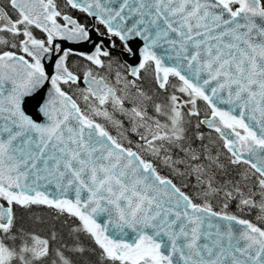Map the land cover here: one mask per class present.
Segmentation results:
<instances>
[{
	"label": "snow or ice",
	"instance_id": "6c2138e0",
	"mask_svg": "<svg viewBox=\"0 0 264 264\" xmlns=\"http://www.w3.org/2000/svg\"><path fill=\"white\" fill-rule=\"evenodd\" d=\"M0 264H264V0H0Z\"/></svg>",
	"mask_w": 264,
	"mask_h": 264
},
{
	"label": "flooded vegetation",
	"instance_id": "af4514ba",
	"mask_svg": "<svg viewBox=\"0 0 264 264\" xmlns=\"http://www.w3.org/2000/svg\"><path fill=\"white\" fill-rule=\"evenodd\" d=\"M72 14H73L77 19H79L81 22H85V20L87 19V18H85L82 14H80V13H78V12H73ZM87 22L90 24V23H91V20L88 19ZM71 59H72V61H76V60H77L76 57H72Z\"/></svg>",
	"mask_w": 264,
	"mask_h": 264
},
{
	"label": "water",
	"instance_id": "95a60500",
	"mask_svg": "<svg viewBox=\"0 0 264 264\" xmlns=\"http://www.w3.org/2000/svg\"><path fill=\"white\" fill-rule=\"evenodd\" d=\"M81 47H82V50H84V51H88L90 49L89 45H83Z\"/></svg>",
	"mask_w": 264,
	"mask_h": 264
},
{
	"label": "trees",
	"instance_id": "16d2710c",
	"mask_svg": "<svg viewBox=\"0 0 264 264\" xmlns=\"http://www.w3.org/2000/svg\"><path fill=\"white\" fill-rule=\"evenodd\" d=\"M45 212V210H41V213H44Z\"/></svg>",
	"mask_w": 264,
	"mask_h": 264
}]
</instances>
